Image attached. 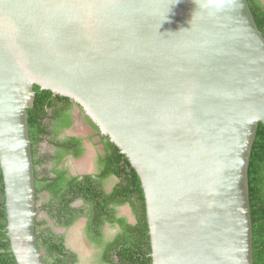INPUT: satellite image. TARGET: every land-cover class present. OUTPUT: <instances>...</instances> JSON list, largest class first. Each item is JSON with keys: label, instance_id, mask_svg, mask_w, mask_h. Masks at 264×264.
I'll use <instances>...</instances> for the list:
<instances>
[{"label": "water", "instance_id": "95a60500", "mask_svg": "<svg viewBox=\"0 0 264 264\" xmlns=\"http://www.w3.org/2000/svg\"><path fill=\"white\" fill-rule=\"evenodd\" d=\"M0 0V166L18 264L36 231L35 85L79 104L128 157L153 264H254L249 168L264 34L248 0Z\"/></svg>", "mask_w": 264, "mask_h": 264}, {"label": "trees", "instance_id": "16d2710c", "mask_svg": "<svg viewBox=\"0 0 264 264\" xmlns=\"http://www.w3.org/2000/svg\"><path fill=\"white\" fill-rule=\"evenodd\" d=\"M248 2L256 23L264 34V5L259 0H248ZM34 89L36 96L34 106L29 109V129L33 142L36 186L40 184L42 189L52 193L53 201L48 205L59 206V208L54 210L49 209V212H51L54 218L64 217L65 221L64 219V222L61 219L60 221L65 223V225H72L85 209L74 208L70 205V202L78 197H83L87 201L86 203L92 205L86 227L87 235L92 239V233H95V229L97 228L94 227L96 221L102 218L104 220L109 215L110 222H115L114 212L108 213V201L110 203H119L120 205L129 203L138 221L135 226H130V234L133 240L120 253L121 261L125 264H153L151 236L141 179L128 157L110 141L108 136L102 138L106 139V147L110 153L106 156V159L101 160L103 162L101 164H104L106 167L100 174V182L102 183L108 176H115L118 179L110 194H106L99 184V180H92V176H86L84 180L80 181L77 178L68 180V170H62L61 172L55 170L57 177L49 182H47L48 176L43 178L38 177L42 171L39 172L37 166L41 165L44 158H48V155L46 157L45 155L41 156L38 150L39 143L43 141L44 137L52 136L54 140L50 137V142L58 145L59 148L61 147L65 152V157L72 147L76 148L74 150L75 155H81L82 150L76 140L74 143L73 141L70 143L56 142L57 137L53 136L56 128L58 129L64 125L70 127L72 125L70 109L74 102L70 98L56 95L50 90H43L38 85H35ZM85 117L87 122L98 130L96 124L89 117ZM52 122H55V125ZM52 126L55 127L53 130ZM60 162H62V159ZM46 172L43 169V173L46 174ZM249 181L253 218L254 264H264V124L262 123L259 125L251 156ZM69 193H73L71 198H68ZM118 222L126 225L125 219H119ZM39 224L43 225L42 223ZM56 224L59 226L61 223L56 222ZM41 232L43 235L38 238V244L45 254L46 262L48 264H61V262L65 261V259L61 258L65 253L62 241L58 239L51 228L43 229ZM50 259L52 260L49 261ZM109 261L110 264H115L112 258ZM0 264H18L8 236L5 185L1 166Z\"/></svg>", "mask_w": 264, "mask_h": 264}, {"label": "flooded vegetation", "instance_id": "af4514ba", "mask_svg": "<svg viewBox=\"0 0 264 264\" xmlns=\"http://www.w3.org/2000/svg\"><path fill=\"white\" fill-rule=\"evenodd\" d=\"M259 1L264 5L263 0H259ZM70 112H71V119L73 122L72 125L70 127H67L64 125V126H60L58 129L56 128L53 136L57 137L56 142L60 141V142L70 143L73 141L74 143V141L76 140L80 145V149L82 150L81 152H83L84 146L81 140L77 136L70 135L68 131L75 124L76 116H79L82 120L85 119L87 122V119L85 117L87 115L85 114L82 107L79 106L76 102H74V104L71 105ZM52 123L53 125H55V122H52ZM54 128L55 127L52 126V130ZM98 130L95 129L96 134L99 135V142L102 143L104 146V150H103V153L99 155L98 169L91 176L93 177L92 180H97V181L99 180L100 182L101 181L100 174L106 167L104 164H101V162L103 161V159H106V156H108L110 151L107 150V147H106L107 145L105 142L106 139L105 140L102 139L103 137H105V135H103L100 132V130L99 131ZM50 137L52 138V140H54L52 136ZM50 137H44L43 141L39 143V147H38L39 154H41V156L45 155V157L48 155V158L47 157L44 158V160H42L41 165L37 166V170L39 172L42 171V173L38 175L39 178L48 176L47 182H49L52 179H55L57 177V173L55 172V170L60 171V172L62 170H68V180L77 178L80 181V180H84L86 176L90 175V174H76L73 171H71L70 173V169H68L70 166L69 160L79 158L80 155H75L74 150L76 148L72 147L69 153L65 157L64 150H62L61 147L59 148L58 145L51 143ZM61 159H62V162H60ZM43 169L47 171L46 174L43 173ZM111 178H116V177L108 176L106 179H104L102 183L101 182L99 183L101 187L104 189L106 194H110L111 191L113 190V188L111 190H108L105 187V182ZM116 182H118V179ZM36 190H37L36 200H37V210H38L36 231H37L38 238L42 237L43 233L41 231L43 229L51 228V230H53L54 234L58 237V239H60V241H62L65 247V250H64L65 253L64 255L61 256V258L65 259V261L61 262V264H65V263L66 264H76L77 261H79V255L77 252L74 251V249L67 242V230L66 229H68L71 225H65V223H63L65 221L64 217L54 218L51 212H49L50 211L49 209L54 210L56 208H59V206L57 205H53V206L48 205L51 203V201H53L52 193H49L48 191L42 189L40 184L36 186ZM72 196H73V193L68 194V198H71ZM86 202L87 201L83 197H78L77 199L71 201L70 205L74 208H84L85 209L84 212L78 217V219L81 217H85L86 218L85 221L87 222L85 226L87 227L89 211L91 210L92 205H89ZM126 204L130 205L129 203H126ZM126 204H123V205H126ZM121 206L122 205H120L119 203H112V202L110 203L108 201V205H107V209L109 210L108 213L111 214L112 211L114 212L115 222H112V221L110 222L109 215H107L104 220H102L103 219L102 218L94 223V227H97V228L95 229V233H92L93 235L92 239L87 235L90 242L94 244L97 249V253L95 251V256L98 257L96 259L99 261V263L110 264L109 260L110 258H112L115 264H125L124 262L122 263L121 261L122 259H121L120 253L123 251L124 247L128 245V243L132 242L133 239H132V235L130 234V226H135L138 220H137V216L135 215L131 205L130 207L132 208V211L135 216L134 222H130L126 217L120 214L119 208ZM40 212H46L47 215L49 216L48 219L50 220L51 218V220L55 222V224L56 222L61 223L59 224L60 225L59 229H56L52 225H49V222H47V220H40L39 219ZM60 219L62 221L64 219V221L61 222ZM119 219H125L126 225L119 223L118 222ZM75 222H73V224ZM39 223H42L43 225H40ZM111 230H113V233L109 232ZM51 260L52 259H50L49 261Z\"/></svg>", "mask_w": 264, "mask_h": 264}, {"label": "rangeland", "instance_id": "374dc122", "mask_svg": "<svg viewBox=\"0 0 264 264\" xmlns=\"http://www.w3.org/2000/svg\"><path fill=\"white\" fill-rule=\"evenodd\" d=\"M83 120L79 116H76L75 124L68 131L70 135L77 136L84 146V151L79 158L69 160L70 166L68 169H70V173L73 171L76 174H90L88 176H91L98 169L99 155L103 153L104 146L99 142V135L96 134L94 127L86 122L85 119ZM116 181L117 178L108 179L105 182L106 189L111 190ZM119 209L120 214L130 222L135 221V216L130 205H122ZM48 218L49 216L46 212H40V220H47L49 225L59 229L60 225L58 226L51 218L50 220ZM85 220V217H81L66 229L67 242L79 255V261L76 264H102L96 259L98 257L95 256V251L97 253L95 245L88 239L85 226L87 222ZM109 232L113 233V230Z\"/></svg>", "mask_w": 264, "mask_h": 264}, {"label": "clouds", "instance_id": "9594fccd", "mask_svg": "<svg viewBox=\"0 0 264 264\" xmlns=\"http://www.w3.org/2000/svg\"><path fill=\"white\" fill-rule=\"evenodd\" d=\"M203 7L209 11L215 12V11H219L223 8V3H222V0H214L213 3L205 4V5H203Z\"/></svg>", "mask_w": 264, "mask_h": 264}]
</instances>
